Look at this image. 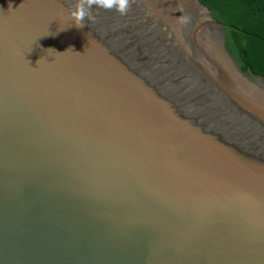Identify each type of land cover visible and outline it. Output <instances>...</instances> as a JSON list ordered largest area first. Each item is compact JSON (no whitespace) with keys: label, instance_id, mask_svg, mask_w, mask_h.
<instances>
[{"label":"water","instance_id":"1","mask_svg":"<svg viewBox=\"0 0 264 264\" xmlns=\"http://www.w3.org/2000/svg\"><path fill=\"white\" fill-rule=\"evenodd\" d=\"M76 2L0 0V264H264V78L199 0Z\"/></svg>","mask_w":264,"mask_h":264},{"label":"trees","instance_id":"2","mask_svg":"<svg viewBox=\"0 0 264 264\" xmlns=\"http://www.w3.org/2000/svg\"><path fill=\"white\" fill-rule=\"evenodd\" d=\"M225 26L226 48L244 70L264 78V0H199Z\"/></svg>","mask_w":264,"mask_h":264},{"label":"clouds","instance_id":"3","mask_svg":"<svg viewBox=\"0 0 264 264\" xmlns=\"http://www.w3.org/2000/svg\"><path fill=\"white\" fill-rule=\"evenodd\" d=\"M135 0H77L73 8L68 9V16L72 20V26L82 29L85 26L86 19L95 22L96 17L93 15L94 7L104 10H115L120 15H127ZM179 22L187 24L190 17L185 15L179 18ZM71 26V27H72ZM66 30L60 29V31Z\"/></svg>","mask_w":264,"mask_h":264},{"label":"flooded vegetation","instance_id":"4","mask_svg":"<svg viewBox=\"0 0 264 264\" xmlns=\"http://www.w3.org/2000/svg\"><path fill=\"white\" fill-rule=\"evenodd\" d=\"M224 42H225V44H227V39H226V36H225V32H224Z\"/></svg>","mask_w":264,"mask_h":264}]
</instances>
